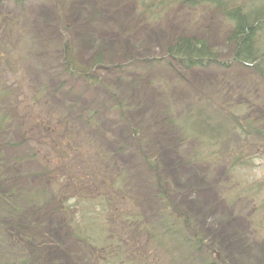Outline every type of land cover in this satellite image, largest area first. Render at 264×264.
Listing matches in <instances>:
<instances>
[{
  "label": "rangeland",
  "instance_id": "obj_1",
  "mask_svg": "<svg viewBox=\"0 0 264 264\" xmlns=\"http://www.w3.org/2000/svg\"><path fill=\"white\" fill-rule=\"evenodd\" d=\"M59 1L77 58L86 62L102 53L109 67L103 78L127 104L128 122L154 145L160 175L170 187L171 199L208 237L212 254L215 251L220 255L218 262L264 264V141H255L256 146L243 153L238 166L229 158L199 162L193 157L195 141H182L179 128L187 117L195 125L205 121L211 133L203 132L204 137L214 149L229 154L238 148L239 139L231 129L226 112L238 110L237 115L264 122V77L252 69L237 66L185 69L173 62L151 67L131 62L163 54V49L179 36L204 39L221 53L222 59L226 58L230 29L227 20L212 6L192 8L178 3L152 19L140 9L139 13L137 6L141 0H0V22L4 18L17 20L12 30L7 19L6 26L0 27V88L18 91L15 100L8 99L10 103L23 110L32 101L30 93L45 87L40 102L48 104L54 114L60 116L71 103L98 110L102 134L93 135L78 125L74 130L83 142L96 141L112 153L117 163L129 170L130 176L139 175L132 180L140 191L131 197L146 214L149 213L150 179L136 160L127 133L129 125L117 112L103 105L98 91L64 76L57 63V42L65 34L61 32V35L55 22ZM258 44L264 51V29L258 33ZM119 65L132 68L121 75L115 69ZM63 81L66 84L61 87ZM55 94L56 98L52 99ZM7 109L11 111L5 101L0 105V115L7 114ZM70 114L77 116L72 111ZM201 129L206 131V127ZM5 137L8 142H4ZM16 139L18 134L12 130L3 134L0 141L4 142L8 154L19 156L24 151L16 148ZM15 171L14 200L24 208L30 223L40 226L46 235L43 259L48 264H71L69 251L74 238L63 226L60 215L43 204L40 165L25 161ZM85 207L77 210L76 217L84 216L87 222L90 210ZM80 226L90 225L81 223ZM149 250H155V254ZM181 250L179 240L165 243L160 238L155 246L147 244L146 259L149 257V264H174L173 256L178 259ZM168 253L172 256H165ZM21 254V247L6 246L0 235V264H14Z\"/></svg>",
  "mask_w": 264,
  "mask_h": 264
},
{
  "label": "trees",
  "instance_id": "obj_2",
  "mask_svg": "<svg viewBox=\"0 0 264 264\" xmlns=\"http://www.w3.org/2000/svg\"><path fill=\"white\" fill-rule=\"evenodd\" d=\"M254 1H138V11L140 9L142 14H149L152 19L160 17L157 15L175 3L192 8L212 6L227 20L230 28L226 38L228 56L222 59L221 53L204 39L179 36L163 49V54L153 58H137L131 62L148 67L173 62L185 69L209 66L230 69L237 66L252 69L264 77V51L258 44V33L264 29V0H258V3ZM6 19L10 27L17 23L16 19ZM6 19L0 22V27L6 26ZM55 22L58 31L65 32L57 42V63L62 74L98 91L103 105L117 112L122 121L129 125L127 133L133 143L136 160L150 179L147 192L150 197L149 210L146 208L149 213L146 214L131 197L132 193L140 191L132 180L139 175L130 176L129 170L118 164L112 153L96 141L83 142L74 130L79 127L93 135L102 134L98 110L71 103L60 116L54 114L48 104L40 102L46 92L45 87L32 91L31 103L21 110L8 100H15L18 91L8 92L0 88V105L7 101L11 108V111L7 109V114L0 115V138L9 131H16V148L24 151L19 156L8 154L3 143L9 139L5 137L4 142L0 141V235L6 246L14 249L17 245L23 249V256L21 254L22 257L14 264H48L43 259L47 240L44 231L30 223L24 208L14 200L17 195L15 169L25 161L40 165L45 195L43 204L60 215L63 226L74 238L73 248L69 251L71 264H149V257L146 259L147 244L148 247L152 243L155 246L160 238L165 243L172 239L179 240L182 250L178 259L173 256L174 264H220L212 256L208 237L199 231L187 212L177 207L171 199L170 187L160 175L154 145L148 139H143L139 129L128 122L127 104L103 78L102 74H107L109 67L102 53H97L86 62L77 58L68 36L70 27L65 21L61 1L56 3ZM130 68L131 65H119L115 69L123 75ZM61 83V87L66 84L65 81ZM70 111L77 116H71ZM237 112H226L231 129L239 139L237 150L227 155L214 149L211 141L204 137V133H211L205 121L195 125L187 117L179 124L182 141H195L194 159L205 162L229 158L234 166H238L242 163L243 153L256 146L255 141H264V122L248 115H237ZM202 127H206V131ZM10 139L13 140L12 135ZM11 166L15 168L10 169ZM84 205L90 210L87 222L84 216L76 217L77 210ZM81 223L90 226L81 228ZM168 255L172 256L169 253L165 256Z\"/></svg>",
  "mask_w": 264,
  "mask_h": 264
},
{
  "label": "water",
  "instance_id": "obj_3",
  "mask_svg": "<svg viewBox=\"0 0 264 264\" xmlns=\"http://www.w3.org/2000/svg\"><path fill=\"white\" fill-rule=\"evenodd\" d=\"M213 254L215 256V260L218 261L220 259V255L215 251H213Z\"/></svg>",
  "mask_w": 264,
  "mask_h": 264
}]
</instances>
